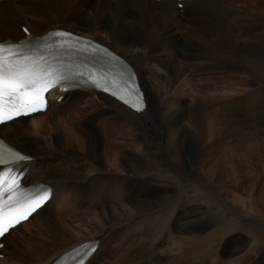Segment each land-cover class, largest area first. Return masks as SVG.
<instances>
[{
  "label": "bare ground",
  "instance_id": "bare-ground-1",
  "mask_svg": "<svg viewBox=\"0 0 264 264\" xmlns=\"http://www.w3.org/2000/svg\"><path fill=\"white\" fill-rule=\"evenodd\" d=\"M72 1L77 7L71 15L63 16L68 27L87 36H100L104 44L130 61L139 74L148 104L144 111L137 112L102 93L95 99L90 91H73L66 94L64 104L57 109L61 112L64 105L70 106L65 116L44 120L38 119L41 113H37L28 117L33 121L30 125L22 124L21 133H28L42 148L40 157L32 150L35 144H28L29 150L11 139L26 153L36 156L25 179L55 185L51 200L27 223H36L44 231L54 218L64 220L61 230H55L58 226L54 224L47 230L52 234L44 231L51 236V249L31 264L48 263L92 238L99 239L100 246L90 264L101 259L109 248L111 253L96 264H196L202 254L208 258L206 264L241 263L244 255L236 260L225 259L228 254L239 252L238 248L229 252V242L246 239L235 227L239 215L232 206L230 210L227 199L229 187L239 190L246 182L241 170L252 157L249 150L259 144L254 137L258 135L257 126L251 132L237 128L235 123L229 127L223 105L210 109L212 98L202 102L204 135L200 138L204 145L197 146L196 140L185 134H193L195 128L197 85L212 79L237 80V75L232 74L195 83V72L222 70L227 65H232L233 70L244 67L248 77L255 80H243V88L214 85L207 93L216 94V100L240 94L232 105L248 112L249 124L255 126L260 121L254 115L264 111V87L252 85L264 82V10L258 9L259 0L254 2L257 8H241L246 1L201 0L186 2L183 10L174 0H94L93 8L88 0ZM34 2L39 5L38 0H15L9 14L26 19L37 33L61 27L55 20L51 25L33 24L16 7L24 3L27 9ZM52 2L42 9L44 18L45 10L59 11ZM3 3L1 0L0 7ZM27 15L42 17L31 12ZM5 16L8 13H0L3 27ZM197 20H201V25H195ZM14 29L24 35L21 29ZM19 121L10 124L18 126ZM7 126L9 123L2 124L0 129ZM231 135L240 139L239 144H254L241 155L231 147ZM38 169H42L40 173ZM250 172L248 180L255 177ZM194 180H199V185H194ZM184 200L205 204L207 210H200L202 217L184 213L180 208ZM231 201L242 202L237 196ZM256 204L264 205V199L247 206L243 203L240 212L246 216L262 215ZM252 222L257 224L255 219ZM245 232L264 244V226L249 225ZM5 250L1 260L4 264H29L14 250ZM51 252L56 253L51 256Z\"/></svg>",
  "mask_w": 264,
  "mask_h": 264
},
{
  "label": "rangeland",
  "instance_id": "rangeland-1",
  "mask_svg": "<svg viewBox=\"0 0 264 264\" xmlns=\"http://www.w3.org/2000/svg\"><path fill=\"white\" fill-rule=\"evenodd\" d=\"M14 1L15 0H4V3L0 7V13H5V14L8 13V17L5 16L6 20L4 22V27L0 25V37H2V38L12 37V36L20 37L22 34L18 33V31H16L14 28L20 29L21 24L28 25L29 28L33 32L37 33L34 29H32L30 27V25L28 24L26 19H24L23 17L18 16V15L11 16L9 14L10 11L14 10V8H13V2ZM50 1L51 0H38V2H39L38 6H37L38 3L34 2V3L29 4L27 9H25L24 3H19L20 5L19 6L16 5V7L23 14H25V16L27 18H29V20L31 19L30 21L33 24L34 23H36V25H37V23L44 24V22H45V23L51 25V22L55 20V21L60 22V23H55V24H57V25L61 24V27H63V26L68 27V23L65 22L63 16L69 15V14L71 15L73 13V9H75L77 7L76 2L72 1V0H53L52 6L55 7L56 9H59V11L58 10L57 11L52 10V12H50V9H49V11L45 10L46 17L44 18L42 15V9L45 8L46 6L49 7ZM237 1L248 2L246 5L241 6V8H244V9L250 8V7L251 8H257V7H255L256 4L254 2H257L258 0H235L234 2H237ZM88 2H89V5L92 6V8H93V5L95 4L94 0H88ZM259 3L260 4H259L258 9L264 10V0H259ZM233 9H236V7H234ZM30 12L35 14V15L41 14L42 17L39 19L30 18L27 15V13H30ZM53 12H54V14H53ZM186 17L189 18V16H186ZM263 22H264V19L262 20V23ZM201 23H202L201 20L200 21L197 20L195 22V25L199 26V25H201ZM47 26H49V25H47ZM35 29L41 30V28H35ZM263 29H264V27L261 29V31ZM94 38L99 39L100 41L103 42V40H102V38H100V36H97V37L94 36ZM184 38H187L186 33H184ZM262 40H263L262 44H264V39H262ZM241 67L242 66H239L238 68L233 70L232 65H227V67L222 68V70L221 69H218V70H200V71L195 72V74H194L195 76L192 77L195 83H197L201 79H205L207 77L216 78V77L221 76V75L230 76L232 74L237 75V80L234 82H229V81L218 82L217 80L212 79V82H209V83L213 84V85H210L207 81H204V82L200 83V85H197V89H196V95L197 96L194 97V100H195L194 102L196 103V106L194 105V110L196 108V111H195L196 112V120L193 123H194L195 128H192L193 134H190L188 131L185 134V136L186 135H187L186 137L189 136L188 139H195L197 142V146H199V145L203 146L204 145L202 139L200 138L201 135H204L203 134L204 125L202 124L204 116H203V114H201V111L205 106L202 104V102H204L205 100H211L212 98L213 99L211 101L213 104L211 105L210 109L212 108L211 110H214L217 107L219 109V107H220L219 104L223 105L222 110H224L226 112L225 116L227 119L230 120V121H228L229 127L235 123V125L238 126L237 128L243 127L244 129L246 128L245 131H250V130H255L254 128L257 126L256 127V129H257L256 133L258 132L257 133L258 137L257 136H254V137H255V142L258 141L259 144L257 145L255 143V145L253 146V147L257 146L256 148L250 149L252 147H249V146L254 144V143H250V141H247V143H243V144L241 143L242 144L241 145V144H239L240 139H237L232 135L230 137H228L229 143L231 144V147H233L234 150H236V151L239 150L241 155H245V152L248 149H250L248 155L249 156L252 155V157H251V159H248V161L246 163V167L241 170V175L243 176V178H247L246 182L245 183L242 182V185H241L239 190H233L232 187H229L230 195L227 199L228 201L226 200L229 207H230V210H231V206H232L235 209L236 213L239 215V222L237 223V225H235V227L238 228L239 233L245 235L246 239L240 238L239 240L235 239V240L229 242L228 246H227L228 251L231 252V251L238 248L239 252L235 255L228 254L225 257V259H227V260L235 259L236 260L237 259L236 257H240V256L243 257V255H244L245 258L239 264H264V244L262 242H259L257 239H255V237L253 235H251L250 233L245 232L246 227L249 225H253V226H257V227L264 226V209H263L264 205L263 204L260 205L261 203L255 205L256 208H258L262 211V215L256 214L255 216H246L242 212H240L241 206L242 207L244 205L247 206V205H249V203L258 202L260 199H264V111H261L260 115H254V116H257L258 118H260V121L258 120L256 123L254 122L255 123V126H254V124H249V122H248L249 114L247 111L238 109V107L236 105H232V101L234 99H236L240 94L229 95V96L227 95L228 97L225 95L224 98H223V96L222 97L220 96L219 99L216 100L215 98H218V96H216V94H210V93L208 94L207 93L208 91H210V88L214 87V85L219 86L221 84H225V85H231L235 88L236 87L243 88V87H241V86H243L242 85L243 80L244 81H246L248 79L255 80L254 78L248 77L249 75L245 73L244 67H242V68ZM259 84H260V82L257 81L252 85H253V87H261V86H262V88L264 87V82H261L260 86H259ZM219 87H222V86H219ZM251 87L252 86H248V88H251ZM241 94H244V93H241ZM210 96H213V97H210ZM185 97L187 98V96H185ZM205 97H207V98H205ZM85 98H87V97H85ZM240 98H242V97H240ZM187 99L190 100V98H187ZM57 109L58 108H56V106H53L51 111H49L48 113H46V114L41 113L42 115L39 114L40 116L38 117V119L50 120V119H52V117L55 119L56 118L58 119L62 116H65L69 112L70 106L64 105V110H62L63 112L62 111L58 112ZM226 109H227V111H226ZM38 119H35V120H38ZM24 120H28L27 121L28 123L25 121L23 123H21L19 121L17 123V124H19L18 126H14V125L12 126V124L9 123V128H8V126L6 128H3L4 131L0 129V133L11 142H13L11 139L17 141V143H19V145L25 149L28 148V146H29L28 144H33V145L35 144V149H32V150H33L34 154L39 155V157H40V155L43 153V152H41L42 148H40L38 145L36 146L35 140L33 138H31L28 133H26V132L23 134L21 133V130H23L22 124L23 125L24 124L30 125V123L33 122V121H31V118H28V117ZM7 129H9V131ZM16 130H17V132H16ZM20 134H22V135L20 136ZM14 144L16 147L21 149L19 147V145H17L16 143H14ZM44 146L46 147L45 142H44ZM23 152L26 153L27 151L23 150ZM244 159H246V158H244ZM197 165H198V163L195 162L194 166H195V168L198 169ZM41 170L42 169H38V172L40 173ZM249 170H251L252 172L255 173V177H252V179L248 180V177L251 174V172L248 174ZM58 174H60L62 176L64 175L61 172H58ZM53 175H51V176H53ZM193 182H190V183L191 184L193 183L194 185H199L198 183H196V182H199V180H196V181L194 180ZM176 195L177 194H175V197H176ZM236 196L242 200L244 205L242 202L234 203L233 201H231L232 197L234 198ZM229 198H231V200ZM75 207H77V204L75 205ZM205 207H206L205 204H201L197 201L188 203V202H185V200L181 203V206H180V208H182L184 213L189 212L191 214L192 213L195 215L197 214L199 217H202V215H201L202 212H200V210H202V209L207 210V208L204 209ZM196 210H198V211H196ZM252 219H255L257 221V224L252 222ZM63 221H64L63 219L54 218L53 223L50 224L49 227L46 228V230H44V231L52 229V226L54 224H56V226H58V229H55V230H61L63 228V225H62ZM42 222H44V220H42ZM42 222H39V224H41ZM20 227H21V225L19 226L17 231H15L13 234H11V236L9 235L8 238L4 239L6 241V244H5L3 252H5V254H6L5 248L14 250L15 252H17V254H19V256L26 263L31 264L32 262H34L36 260L37 256H39L40 254L45 255L44 253L48 249L49 250L51 249V246H50V244H52L50 241L51 236H49L48 233L52 234V232L47 231L48 233H46V232L40 230L37 227L36 223L34 225V230H33V227L30 228V227L26 226L23 229H21V231H19ZM216 227L217 226H214V228H216ZM29 230H31V231H29ZM20 249H22V250H20ZM111 250H112V248L107 249L104 256H107L108 253H111L110 252ZM55 253L56 252H51L50 254L52 256ZM103 257L101 259L99 258V260H102ZM99 260H97V262ZM207 260H208V258L204 254H202V255H199V257L196 259L195 263L196 264H204V263L206 264ZM180 264H185V263L180 262ZM214 264H216V262H214Z\"/></svg>",
  "mask_w": 264,
  "mask_h": 264
},
{
  "label": "snow or ice",
  "instance_id": "snow-or-ice-1",
  "mask_svg": "<svg viewBox=\"0 0 264 264\" xmlns=\"http://www.w3.org/2000/svg\"><path fill=\"white\" fill-rule=\"evenodd\" d=\"M4 47V44H0V50ZM7 47L16 46L8 45ZM17 55L20 54L17 53ZM30 59L27 56H20L16 61L8 60L6 62L3 55L0 54V122L4 121L5 116L11 120L13 113L21 115L27 112L39 111V105L44 103L42 94L49 86L48 78L52 77V82H56L57 78L54 71L41 67L34 60L28 62ZM60 79H63V77H60ZM6 104L7 106H5ZM19 159L24 160L26 158L20 156ZM2 163H4V160L0 156V164ZM4 190V184L0 183V193ZM41 199H46V197H41ZM30 203L32 204V210L38 206L37 201H31ZM18 222L19 220H17ZM11 227H13L11 223L7 226L3 223V212L0 209V237L5 236L6 231Z\"/></svg>",
  "mask_w": 264,
  "mask_h": 264
}]
</instances>
